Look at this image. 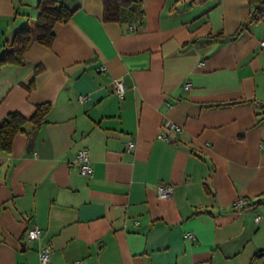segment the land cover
Returning <instances> with one entry per match:
<instances>
[{"label":"crops","instance_id":"obj_1","mask_svg":"<svg viewBox=\"0 0 264 264\" xmlns=\"http://www.w3.org/2000/svg\"><path fill=\"white\" fill-rule=\"evenodd\" d=\"M39 1L0 0V59ZM57 1L73 14L51 46L0 64V122L52 106L0 153V264H40L46 245L51 264H264V16L229 39L252 0H141L134 24Z\"/></svg>","mask_w":264,"mask_h":264},{"label":"trees","instance_id":"obj_2","mask_svg":"<svg viewBox=\"0 0 264 264\" xmlns=\"http://www.w3.org/2000/svg\"><path fill=\"white\" fill-rule=\"evenodd\" d=\"M103 4V20L105 22L134 24L141 22L143 19L141 0H103ZM250 4L254 7L253 11L235 34L229 37L230 40L240 37L250 24L261 20L264 16V0H252ZM37 8L39 15L36 23L33 26L24 27L16 34L12 49L4 53L0 59V64L7 61L15 65L23 64L24 55L34 41L50 47L54 40V25L59 22H67L73 14V11L59 4L57 0H40ZM32 86L33 84H31ZM51 107L50 103L36 106L35 113L29 119L19 112L9 113L0 122V153L11 151L14 138L16 135L25 132L28 123L36 128L41 127L45 123Z\"/></svg>","mask_w":264,"mask_h":264},{"label":"built area","instance_id":"obj_3","mask_svg":"<svg viewBox=\"0 0 264 264\" xmlns=\"http://www.w3.org/2000/svg\"><path fill=\"white\" fill-rule=\"evenodd\" d=\"M261 47L264 49V42H261ZM105 67L101 66L98 71H104ZM190 84H185V89H189ZM126 91V86L122 80H115L114 81V93L119 97L122 98L124 96V93ZM80 101H85L87 99V96L81 95L79 97ZM168 129L175 130L176 132H181L182 128L176 124H170L168 126ZM162 138H167L166 133H162ZM128 150L133 148V143L130 142L127 146ZM75 162L79 165V172L83 176L91 177L93 174V169L91 166V161L89 158V151L88 150H81L78 152ZM173 187L170 185H163L158 187L157 193L158 197L160 199H167L172 196ZM248 204L247 200L244 198L238 199L234 203V208L238 211L242 210L246 205ZM261 218L257 217L256 220L259 221ZM40 229L38 227H32L27 231V237L30 240L37 239L40 236ZM188 239H194V235L192 233H188L186 236ZM40 256V264H51V247L49 245L44 246L39 253Z\"/></svg>","mask_w":264,"mask_h":264}]
</instances>
